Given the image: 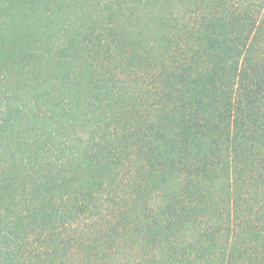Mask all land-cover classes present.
Listing matches in <instances>:
<instances>
[{
  "label": "trees",
  "instance_id": "trees-1",
  "mask_svg": "<svg viewBox=\"0 0 264 264\" xmlns=\"http://www.w3.org/2000/svg\"><path fill=\"white\" fill-rule=\"evenodd\" d=\"M0 264H264V0H0Z\"/></svg>",
  "mask_w": 264,
  "mask_h": 264
}]
</instances>
